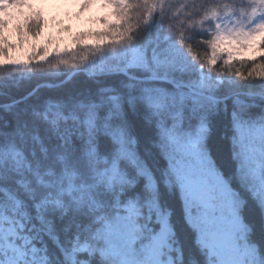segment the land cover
Wrapping results in <instances>:
<instances>
[{"label":"snow or ice","instance_id":"1","mask_svg":"<svg viewBox=\"0 0 264 264\" xmlns=\"http://www.w3.org/2000/svg\"><path fill=\"white\" fill-rule=\"evenodd\" d=\"M172 5L103 0L113 37L80 63L90 77L123 79L67 111L49 102L59 168L40 179L51 191L32 210L0 198V264H49L48 241L68 264H264V0ZM4 6L28 8L17 30L41 35L31 3ZM9 160L32 169L0 138V197ZM55 213L78 218L83 242L78 233L71 252Z\"/></svg>","mask_w":264,"mask_h":264},{"label":"trees","instance_id":"2","mask_svg":"<svg viewBox=\"0 0 264 264\" xmlns=\"http://www.w3.org/2000/svg\"><path fill=\"white\" fill-rule=\"evenodd\" d=\"M181 2L173 0L171 13ZM113 11V10H112ZM138 23V21H137ZM133 35L138 39L143 38V31L137 28ZM84 35L74 38L72 49L65 51L59 56L50 57L46 61L34 60L28 66H4L0 67V138L7 146L14 143L23 152L27 162L32 164V169L21 167L17 169L15 164L9 160L4 168V184L6 189L3 196L5 207L11 209L14 202L9 200V193L19 196L29 210L36 200L41 199L46 193L51 191L46 184L40 183V179L45 182L53 179L47 173L50 169L57 170L59 163L56 155L60 151L58 147L57 133L49 120H45L49 102L59 103L65 111L79 101H88L99 95V89L115 86L119 87L123 79L119 76H89L85 71L81 60L87 57L86 64L91 65L95 59L93 51L95 48L104 45L112 39L113 34L106 28L89 34L87 37L95 41L94 46L82 45L80 40ZM60 61H67L65 66ZM55 65V66H53ZM251 67L250 64L236 63L233 70L239 69L245 73ZM23 99V100H22ZM22 100V101H20ZM13 105L7 106L14 102ZM49 118L52 113H48ZM22 131L23 137L17 132ZM27 184V188L25 187ZM35 196V200L31 199ZM49 212L52 206L49 205ZM36 213L33 212V217ZM56 231L60 237V245L66 252H71L76 246V236L83 233L77 228V219L70 213L68 216L60 218L59 213H55ZM23 219V218H21ZM257 230L260 227L259 217H253ZM29 225L25 223V228ZM36 235L35 232H30ZM49 264H68L58 247L48 241ZM83 257L85 254H78Z\"/></svg>","mask_w":264,"mask_h":264},{"label":"rangeland","instance_id":"3","mask_svg":"<svg viewBox=\"0 0 264 264\" xmlns=\"http://www.w3.org/2000/svg\"><path fill=\"white\" fill-rule=\"evenodd\" d=\"M26 2L31 3V11L39 12L43 17L41 35L33 37L23 26L17 30V22L23 19L19 12L28 13V8L5 7L7 0H0V67H26L34 60L46 61L59 56L73 48L74 38L79 35L85 36L80 40L82 45L94 46L95 41L87 36L105 29V22L112 20L108 15L112 9L103 7V0H91L87 8H81V0ZM99 18H104L105 22ZM6 60L16 63H5Z\"/></svg>","mask_w":264,"mask_h":264},{"label":"water","instance_id":"4","mask_svg":"<svg viewBox=\"0 0 264 264\" xmlns=\"http://www.w3.org/2000/svg\"><path fill=\"white\" fill-rule=\"evenodd\" d=\"M22 100H23V99H22ZM22 100H20V101H22ZM20 101H17V102L11 103V104H7V106L13 105V104L18 103V102H20Z\"/></svg>","mask_w":264,"mask_h":264}]
</instances>
